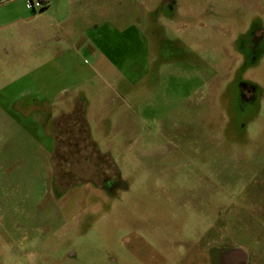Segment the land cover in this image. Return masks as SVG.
<instances>
[{"label":"rangeland","instance_id":"obj_1","mask_svg":"<svg viewBox=\"0 0 264 264\" xmlns=\"http://www.w3.org/2000/svg\"><path fill=\"white\" fill-rule=\"evenodd\" d=\"M32 1L0 0V264H264V0Z\"/></svg>","mask_w":264,"mask_h":264},{"label":"flooded vegetation","instance_id":"obj_2","mask_svg":"<svg viewBox=\"0 0 264 264\" xmlns=\"http://www.w3.org/2000/svg\"><path fill=\"white\" fill-rule=\"evenodd\" d=\"M219 242H212L208 247L209 264H248L246 252L239 247H228Z\"/></svg>","mask_w":264,"mask_h":264},{"label":"built area","instance_id":"obj_3","mask_svg":"<svg viewBox=\"0 0 264 264\" xmlns=\"http://www.w3.org/2000/svg\"><path fill=\"white\" fill-rule=\"evenodd\" d=\"M48 0H38L37 2L32 1L34 9L43 8L47 4Z\"/></svg>","mask_w":264,"mask_h":264},{"label":"crops","instance_id":"obj_4","mask_svg":"<svg viewBox=\"0 0 264 264\" xmlns=\"http://www.w3.org/2000/svg\"><path fill=\"white\" fill-rule=\"evenodd\" d=\"M33 7V6H32ZM36 10H34V12H35ZM21 21H24L22 18H19V19H14L13 21H11L10 23L8 22V23H4V24H0V28L1 27H8L9 26V24L11 25V24H14V23H20Z\"/></svg>","mask_w":264,"mask_h":264}]
</instances>
